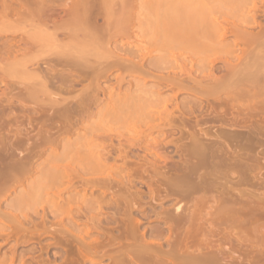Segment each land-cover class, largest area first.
<instances>
[{
    "label": "bare ground",
    "instance_id": "1",
    "mask_svg": "<svg viewBox=\"0 0 264 264\" xmlns=\"http://www.w3.org/2000/svg\"><path fill=\"white\" fill-rule=\"evenodd\" d=\"M0 24V69L27 77L11 84L19 105L0 95V264H225L236 254L233 230L253 233L263 210L237 187L264 146V0H0ZM115 29L126 46L111 43ZM112 71L119 91L105 99ZM126 74L173 94L122 93ZM184 93L207 109L175 103ZM123 114L146 130L93 121ZM172 147L179 166L162 152Z\"/></svg>",
    "mask_w": 264,
    "mask_h": 264
},
{
    "label": "rangeland",
    "instance_id": "2",
    "mask_svg": "<svg viewBox=\"0 0 264 264\" xmlns=\"http://www.w3.org/2000/svg\"><path fill=\"white\" fill-rule=\"evenodd\" d=\"M231 9V8H230ZM0 26H1V24H0ZM137 27H135V29H136ZM150 29V28H149ZM159 30V29H158ZM124 31L125 30H123V29H115L114 30V35H113V38H112V40H111V43H115L113 46H115V45H117V44H120V45H125L126 43V38H125V36L123 35V33H124ZM155 30H151V32H154ZM160 38V37H159ZM142 40H141V42H140V40H139V42H140V44H142L143 45V43L146 41V39L144 38V40H143V38H141ZM155 40H156V42L158 41V42H160L158 39H157V35H156V38H155ZM160 40H162L161 38H160ZM232 38L231 39H229V40H225L223 43L224 44H230L231 42H232ZM138 41V40H137ZM142 41H144L143 43H142ZM139 42H136V43H138L139 44ZM126 46V45H125ZM178 51H175L174 52V54H178L177 53ZM183 52V51H182ZM179 53H180V51H179ZM178 55H180L181 56V58L180 59H183V58H185L183 55H185V53H181V54H178ZM156 57V56H155ZM155 57H153V59H157V58H155ZM189 57V56H188ZM188 59V61L190 60L189 58H187ZM1 65V64H0ZM190 63H189V65H188V67L190 68ZM0 68H1V66H0ZM2 69H3V72H2V74H1V72H0V95L1 94H3V93H5V95H7V96H9V97H12L13 99H12V102L14 101V103H12L13 105H19V101H18V99L16 98V94L17 93H19V89L21 88V85L19 86V83H17V82H19V81H23V80H25V78H27L25 75H20L19 76V74H17L14 70H12L11 69V67L10 66H8V65H6V64H3V66H2ZM2 69H0V70H2ZM121 72L120 71H112L111 73H110V75H109V79L108 80H102L101 81V83H100V85H101V87L103 88V89H107L108 91H107V94H106V96H105V99H107L108 97H109V92H113L114 94H118V91L119 90H117L118 89V84H116L115 83V80H114V78L115 77H117V75H119ZM195 74H196V69H195V72H194ZM136 74H132V75H124V78H125V80L119 85L120 87H122L121 88V91L120 92H129V93H131V94H134V93H136L138 90H140L141 88L142 89H151V90H153L155 93H157L158 95H159V98L160 99H166V98H169L170 96H172V92H162V87L161 86H157L155 83H153L152 81L150 82H148V83H146V82H144V77L143 76H140V77H143V78H141L140 79V77L139 78H137L138 76H135ZM3 79H5L8 83H9V85L7 86L6 85V83H5V80H3ZM27 80V79H26ZM25 82V81H24ZM27 82V81H26ZM17 83V84H16ZM11 84H15L16 86L18 85L20 88H18V87H16L15 88V86L14 85H11ZM21 84V83H20ZM85 85H88V84H85ZM13 86V87H12ZM80 86V87H79ZM78 86V89H82L83 87H81L82 85H79ZM120 89V88H119ZM117 90V91H116ZM121 93V94H122ZM14 95H16V96H14ZM41 98H44L41 94H40V99ZM17 100V101H16ZM190 102V104L192 105L193 103H195V104H200V105H203V108L204 107H206V108H204V109H207V104H205L206 103V101H203V100H200V99H198V98H196V96L193 94V93H184V94H182V95H179L178 96V99L177 100H175V103H179V104H188ZM138 104H141V103H138ZM29 105H30V107H35V108H37L38 106H40V103H37V101L36 102H30L29 103ZM6 111L8 112V109H6ZM20 112V111H19ZM27 113L26 114H29V112H30V110H27L26 111ZM31 113V115L33 116V118L36 120V119H38L37 118V116H35L34 115V112H33V114H32V111L30 112ZM198 114V113H197ZM197 114H195V115H191L190 116V118L193 120L194 119V121L196 120L195 119V117H197L196 115ZM177 115H178V113H177ZM135 116V118L133 117V115H131V114H123L122 116H118L117 118H111V117H109V118H107L106 117V119H104V117H102V118H98V116L93 120L94 122H98L99 123V119H101L102 121H106V122H108L107 120H109V125H111L114 129H115V131L117 132V133H122V134H124L125 133V135L126 134H129V130H131V129H133V127H135V126H138V129H141V130H146V127H145V124H144V122L142 121V118H140L139 117V115H134ZM195 116V117H194ZM198 118H200V117H198ZM38 120H40V119H38ZM25 124L27 123V121L25 120V119H23L22 120ZM6 122H7V120H6ZM159 122V121H158ZM5 123V122H4ZM23 123V124H24ZM37 124V123H36ZM34 125H35V122H34ZM213 125H215V123H213V124H209V128H211L213 131L216 129V127H215V129H214V126ZM3 126H4V124H3ZM217 126V125H216ZM36 127V126H35ZM213 127V128H212ZM9 130V127H5L4 126V128H3V131H2V133H7V131ZM36 133V130H35V132H31V135H33L34 136V134ZM161 135L162 134H159L158 132H154V137L155 136H158V137H161ZM179 133H178V131H176L175 132V136H177L176 137V140L179 138ZM126 136H128V135H126ZM75 137L77 138V136L75 135V136H73V138H72V140H74L75 139ZM163 138V137H162ZM264 138V137H263ZM262 142H263V140H262ZM264 143V142H263ZM264 145V144H263ZM155 146H157V145H155ZM260 148L258 149V147L257 148H255L256 149V151L254 150L253 151V153L254 152H257V154H255V155H260V156H255L254 154V161H255V159H256V161L255 162H257L256 164H255V162L254 161H252V162H254V166L252 165V168H251V170H250V172H251V176H250V179H247V180H250L251 182H249V183H247L246 182V185H241V186H238L237 187V190L238 191H243V193H245L244 192V190L246 191V196H247V194L250 192L251 194H255V198H252V199H250V202H251V200L254 202V204H256L255 206H257V205H259L260 207H263V210H262V212H261V214L259 213V214H257V215H255V218H256V220H259V221H257L256 222V220H255V225H254V219H252L251 221L253 222V224H252V226L251 225H249L250 227L249 228H251V227H253V228H251V230L252 229H254V231H253V233H251L250 231H248L247 232V230H248V225H247V229L245 228V229H243V230H245V232L248 234V235H246L245 237H244V235L246 234V233H244V231H243V233H241L240 232V230L239 229H236V230H238L239 232H237L235 229L233 230V233L235 234V236L236 237H239L240 239L243 237V243H242V241H241V243H238V250L237 251H235V253L236 254H234V251H233V254L234 255H236V257L233 255V254H230L231 256V258H229L228 256L229 255H226L228 258H227V262H226V260H225V264H230V263H232V264H235V263H237V264H264V215H263V213H264V155H261L260 153V151H263V154H264V146H263V148L261 147V146H259ZM173 148V147H172ZM262 148V149H261ZM167 153H166V152ZM173 151V152H172ZM162 152H164V153H166L167 155H168V157H170L171 159V161H172V163H176V164H174V166H176L177 165V163H179L180 162V164H178V166L179 165H181L182 164V162L184 161V156H182L180 153H174L175 152V149L173 148V149H168V150H162ZM260 152V153H259ZM259 153V154H258ZM150 156H155V154L154 155H150ZM179 156H181V157H179ZM261 157V159L259 160V158ZM181 159V160H180ZM263 159V160H262ZM168 161V163H171V161ZM182 161V162H181ZM167 163V165H169ZM172 164H170L169 165V167L171 166ZM173 166V165H172ZM254 167V168H253ZM166 170V169H165ZM253 170V171H252ZM34 172L28 177V181L26 182V184H31V185H33L32 184V182H34V184H36L37 183V179L39 178V170H37V168H35L34 170H33ZM175 171V170H174ZM178 171V170H177ZM179 172V171H178ZM173 174H175V175H177V173H176V171H175V173L173 172ZM248 176L247 177H249V175L250 174H247ZM237 176V175H236ZM236 176H235V182H236ZM22 179H23V177H22ZM257 181H258V183H257ZM253 182V183H252ZM139 183V184H138ZM137 183V185H138V187H142L143 185H141V184H143L142 182L140 183V182H138ZM25 184V185H26ZM256 184V185H255ZM25 185H18L16 188H18V189H15L16 191H14L13 192V194H12V196H11V199H13V200H15L17 197H18V195H19V193L20 192H24V190H25ZM28 186V185H27ZM26 186V187H27ZM249 187V188H248ZM253 187V188H252ZM248 189H250L249 190V192H248ZM16 192V193H15ZM248 192V193H247ZM75 193V192H74ZM84 192L83 191H81V192H79V195H81V194H83ZM235 194H237V192H235ZM96 196V195H95ZM249 196V195H248ZM249 197H251V196H249ZM109 198V197H108ZM245 198H248V197H245ZM145 199H148L147 197H145ZM171 199H173V198H171ZM171 199H169V200H167V201H165V204H164V206L166 207L167 205L168 206H170V205H174L175 204V202H177V199L174 197V199H176V200H174L173 199V201H174V203H173V201H171ZM245 200V199H244ZM171 201V202H170ZM179 201V200H178ZM245 201H247V199L245 200ZM249 201V200H248ZM166 202H167V205H166ZM172 205V206H173ZM167 206V207H168ZM171 206V207H172ZM142 214L143 213H138V212H135L133 215V217L134 218H141L142 217ZM144 215V214H143ZM254 217V216H253ZM138 218V219H139ZM146 223H144L146 226H150L151 224H149L147 221H145ZM260 222V223H259ZM149 224V225H148ZM250 224V223H249ZM258 224V225H257ZM145 225H143L142 226V228L143 227H145ZM259 225H260V227H259ZM152 226H158V225H156V224H152ZM258 227V228H257ZM250 230V229H249ZM242 231V230H241ZM117 232V233H116ZM249 232H250V234H249ZM115 233L116 234H118V231H115ZM102 238V235H100V234H98V233H94V234H91V238L93 239H95V238ZM212 237V236H211ZM210 237V238H211ZM215 238L216 237H212V239H210V240H215ZM150 239V238H149ZM153 239H155V238H153ZM152 239V240H153ZM208 239V238H207ZM217 239V238H216ZM247 239H249L248 241H247ZM52 241V238H46V239H44L43 240V243L44 244H47V243H49V242H51ZM2 243V241L0 240V244ZM235 244H237L236 242H235ZM241 244V245H240ZM244 244V245H243ZM247 244V245H246ZM34 245H36V246H34V247H36L37 249H38V246L40 247V245H38V244H34ZM227 245V247L229 248V244H226ZM240 245V246H239ZM248 246V247H246V246ZM12 246V243L11 244H9L7 247H4L3 249H2V253H6V255L7 256H10L11 255V252H10V247ZM32 246H33V244H31L30 245V248H32ZM23 247V246H22ZM21 247V248H22ZM20 248V249H21ZM26 249H27V246L25 247ZM24 248V249H25ZM28 248H29V246H28ZM227 248V249H228ZM20 249H19V251H20ZM23 248L21 249V250H24ZM28 250V249H27ZM4 251V252H3ZM38 251H39V249H38ZM52 252L53 253H60L59 251H54V250H52L51 251V254H52ZM64 253V252H63ZM8 254H10V255H8ZM61 254H62V252H61ZM235 257V261L236 260H238L237 262H235V261H233L234 260V257ZM232 257H233V259H232ZM238 258V259H237ZM228 259H232L231 260V262L230 261H228ZM250 261V262H249ZM30 262V261H29ZM59 262H60V260H59ZM31 263H33V262H31ZM108 263H110V261L109 260H105V261H103V262H101V263H99V264H108ZM34 264V263H33Z\"/></svg>",
    "mask_w": 264,
    "mask_h": 264
}]
</instances>
